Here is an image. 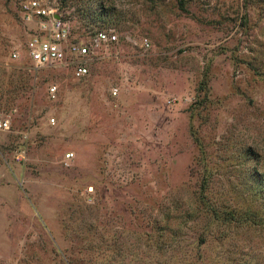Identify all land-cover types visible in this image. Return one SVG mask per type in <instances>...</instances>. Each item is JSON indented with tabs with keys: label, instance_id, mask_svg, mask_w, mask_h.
<instances>
[{
	"label": "rangeland",
	"instance_id": "obj_1",
	"mask_svg": "<svg viewBox=\"0 0 264 264\" xmlns=\"http://www.w3.org/2000/svg\"><path fill=\"white\" fill-rule=\"evenodd\" d=\"M22 1L0 0V264H264L263 223L208 211L264 208V0H41L70 39L116 33L82 77L33 65Z\"/></svg>",
	"mask_w": 264,
	"mask_h": 264
},
{
	"label": "built area",
	"instance_id": "obj_2",
	"mask_svg": "<svg viewBox=\"0 0 264 264\" xmlns=\"http://www.w3.org/2000/svg\"><path fill=\"white\" fill-rule=\"evenodd\" d=\"M23 19L28 22L34 18H44L40 21L43 26V35H32L26 42V51L29 59L35 67H43L52 64H69L73 68L75 76L82 77L88 73L86 60L100 56L103 48L117 40L116 33L111 29H102L88 35L70 39L71 26L64 17L56 12V9L42 3L41 0H24L20 4ZM148 44V40H143ZM13 58H18L19 53L13 51ZM117 87L112 88V93L117 94ZM49 96L54 99L57 87L51 85L48 89ZM53 121V119H52ZM11 127L7 116H0V131H7ZM73 156L66 153L67 159Z\"/></svg>",
	"mask_w": 264,
	"mask_h": 264
},
{
	"label": "trees",
	"instance_id": "obj_3",
	"mask_svg": "<svg viewBox=\"0 0 264 264\" xmlns=\"http://www.w3.org/2000/svg\"><path fill=\"white\" fill-rule=\"evenodd\" d=\"M208 211L209 215L222 225L249 226L263 223L264 226V208L260 212L249 205L239 208L217 197L212 199Z\"/></svg>",
	"mask_w": 264,
	"mask_h": 264
}]
</instances>
